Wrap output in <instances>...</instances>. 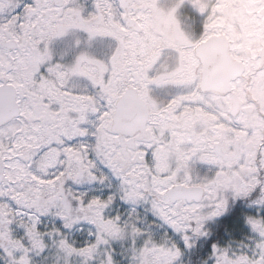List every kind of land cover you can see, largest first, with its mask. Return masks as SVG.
Returning a JSON list of instances; mask_svg holds the SVG:
<instances>
[{
	"label": "snow or ice",
	"instance_id": "snow-or-ice-1",
	"mask_svg": "<svg viewBox=\"0 0 264 264\" xmlns=\"http://www.w3.org/2000/svg\"><path fill=\"white\" fill-rule=\"evenodd\" d=\"M0 264H264V0H0Z\"/></svg>",
	"mask_w": 264,
	"mask_h": 264
}]
</instances>
